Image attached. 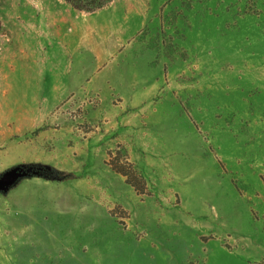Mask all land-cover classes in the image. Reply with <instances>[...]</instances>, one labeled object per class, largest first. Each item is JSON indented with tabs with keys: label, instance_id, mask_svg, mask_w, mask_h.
<instances>
[{
	"label": "rangeland",
	"instance_id": "rangeland-1",
	"mask_svg": "<svg viewBox=\"0 0 264 264\" xmlns=\"http://www.w3.org/2000/svg\"><path fill=\"white\" fill-rule=\"evenodd\" d=\"M30 163L65 177L2 191L20 264H264V0H0V174Z\"/></svg>",
	"mask_w": 264,
	"mask_h": 264
},
{
	"label": "crops",
	"instance_id": "crops-1",
	"mask_svg": "<svg viewBox=\"0 0 264 264\" xmlns=\"http://www.w3.org/2000/svg\"><path fill=\"white\" fill-rule=\"evenodd\" d=\"M33 219L29 193L13 192L9 197L0 192V264H20L21 251L26 249L30 259L37 233Z\"/></svg>",
	"mask_w": 264,
	"mask_h": 264
},
{
	"label": "trees",
	"instance_id": "trees-1",
	"mask_svg": "<svg viewBox=\"0 0 264 264\" xmlns=\"http://www.w3.org/2000/svg\"><path fill=\"white\" fill-rule=\"evenodd\" d=\"M72 7L78 10L91 12L107 5L111 0H65ZM25 168H30L27 177H40L45 180H61L65 177L64 174L58 173L56 170L47 167L41 163H30L22 165ZM21 180V179H19Z\"/></svg>",
	"mask_w": 264,
	"mask_h": 264
},
{
	"label": "water",
	"instance_id": "water-1",
	"mask_svg": "<svg viewBox=\"0 0 264 264\" xmlns=\"http://www.w3.org/2000/svg\"><path fill=\"white\" fill-rule=\"evenodd\" d=\"M30 168H25L22 165H15L5 169L0 174V192L8 190L15 185L19 179L27 176Z\"/></svg>",
	"mask_w": 264,
	"mask_h": 264
}]
</instances>
